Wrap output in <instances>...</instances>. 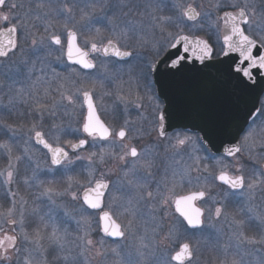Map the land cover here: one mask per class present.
Listing matches in <instances>:
<instances>
[{
    "label": "snow or ice",
    "instance_id": "obj_1",
    "mask_svg": "<svg viewBox=\"0 0 264 264\" xmlns=\"http://www.w3.org/2000/svg\"><path fill=\"white\" fill-rule=\"evenodd\" d=\"M0 264H264V0H0Z\"/></svg>",
    "mask_w": 264,
    "mask_h": 264
},
{
    "label": "water",
    "instance_id": "obj_2",
    "mask_svg": "<svg viewBox=\"0 0 264 264\" xmlns=\"http://www.w3.org/2000/svg\"><path fill=\"white\" fill-rule=\"evenodd\" d=\"M197 66H199L197 64ZM227 71V65L219 66V71L214 67L210 72V77L218 81L215 87L206 89L204 87V78L197 76L194 73L186 74L179 85V99L183 103H191L194 106L199 105L207 108L209 111L223 110L227 108L235 109L237 107L236 100L239 98V107L241 109L240 116L241 121L244 112V104H249L250 98L246 93L239 90L235 81H229L225 75ZM176 123L185 124L191 127L196 121L192 119H181ZM219 144V141H217Z\"/></svg>",
    "mask_w": 264,
    "mask_h": 264
},
{
    "label": "rangeland",
    "instance_id": "obj_3",
    "mask_svg": "<svg viewBox=\"0 0 264 264\" xmlns=\"http://www.w3.org/2000/svg\"><path fill=\"white\" fill-rule=\"evenodd\" d=\"M72 227H75V225H73Z\"/></svg>",
    "mask_w": 264,
    "mask_h": 264
}]
</instances>
